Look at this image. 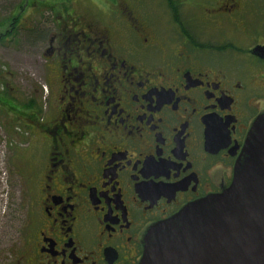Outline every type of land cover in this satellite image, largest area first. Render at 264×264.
Segmentation results:
<instances>
[{
    "label": "flooded vegetation",
    "instance_id": "flooded-vegetation-1",
    "mask_svg": "<svg viewBox=\"0 0 264 264\" xmlns=\"http://www.w3.org/2000/svg\"><path fill=\"white\" fill-rule=\"evenodd\" d=\"M56 1L0 0V41L40 37L47 87L40 121L0 101L28 143L6 164L30 153L9 184L23 228L6 261L138 264L148 230L229 187L264 116V0ZM35 9L57 12L53 29Z\"/></svg>",
    "mask_w": 264,
    "mask_h": 264
},
{
    "label": "water",
    "instance_id": "water-1",
    "mask_svg": "<svg viewBox=\"0 0 264 264\" xmlns=\"http://www.w3.org/2000/svg\"><path fill=\"white\" fill-rule=\"evenodd\" d=\"M138 264H264V116L247 135L229 187L148 230Z\"/></svg>",
    "mask_w": 264,
    "mask_h": 264
},
{
    "label": "rangeland",
    "instance_id": "rangeland-1",
    "mask_svg": "<svg viewBox=\"0 0 264 264\" xmlns=\"http://www.w3.org/2000/svg\"><path fill=\"white\" fill-rule=\"evenodd\" d=\"M9 1L12 3V6L24 3V0ZM96 1L100 11H105L107 5L103 0ZM56 2L58 10L61 12L63 6L62 2H64V4L68 2L69 7L74 9L77 13L87 12L89 8L88 0H57ZM4 4L3 8L6 10L4 12L0 10V21L7 19V12L11 9V5H8L6 2H4ZM55 15H57V12L52 13L50 11H39L35 9V28L37 30L44 29L45 25L50 24L48 29H53L54 25H51V23H53L51 19ZM36 29L35 32L37 36ZM1 32L0 29V33ZM39 40L40 37H13L12 39L8 37L0 41V95L6 94L8 96L7 99H11V102L8 103V107H11L12 103H15L21 110L23 108V112L28 111L25 109L26 104L30 102L34 103L32 108H34L37 114L36 118L40 121L46 117L47 87L43 79V62L39 57ZM38 120H36V122ZM11 124L10 117L0 112V252L3 256V262L1 264H13L12 262L6 261V254L21 241L20 231L21 228H23V215L20 210H17L15 214V210L12 206L16 205V201L12 202L7 194L10 181L14 179L13 173L18 170L21 172V170L27 169V161L30 157V153L28 155L24 154L23 156H19L16 160L18 169H16L15 164H6V155L10 149L9 144H11L12 147H21L20 145L28 144L20 142L21 138H23L22 134L20 135L17 133L18 136L13 135ZM38 146V142H35L34 147L37 148ZM24 173L26 172H23V175ZM17 203L20 204L19 201Z\"/></svg>",
    "mask_w": 264,
    "mask_h": 264
},
{
    "label": "trees",
    "instance_id": "trees-1",
    "mask_svg": "<svg viewBox=\"0 0 264 264\" xmlns=\"http://www.w3.org/2000/svg\"><path fill=\"white\" fill-rule=\"evenodd\" d=\"M7 97L8 96L6 94H4L2 97H0V101L3 100L4 104H7V103L11 102V99H7ZM32 105L34 106V103H32V102L28 103L27 105H25V109L26 110H33Z\"/></svg>",
    "mask_w": 264,
    "mask_h": 264
}]
</instances>
